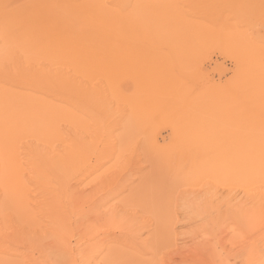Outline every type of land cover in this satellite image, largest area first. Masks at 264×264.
I'll return each instance as SVG.
<instances>
[{"label": "rangeland", "instance_id": "1", "mask_svg": "<svg viewBox=\"0 0 264 264\" xmlns=\"http://www.w3.org/2000/svg\"><path fill=\"white\" fill-rule=\"evenodd\" d=\"M84 1L0 0V264H264V0Z\"/></svg>", "mask_w": 264, "mask_h": 264}, {"label": "bare ground", "instance_id": "2", "mask_svg": "<svg viewBox=\"0 0 264 264\" xmlns=\"http://www.w3.org/2000/svg\"><path fill=\"white\" fill-rule=\"evenodd\" d=\"M97 0H87V1H84L83 2V4H81L82 6L84 5V6H86V8L88 9V8H93V10H94V13H95V15H94V23H93V27H94V34H95V41L99 44H101V43H103V44H110V42H112L114 39H116L115 37H116V35L117 34H115V32H114V28H113V26H112V21H111V16H110V14H111V10H113V9H110V8H113V7H110V5H109V7H107L106 5H108V4H104L103 3V1H106V0H102V2H99V3H103L105 6H103L104 8L103 9H100V7L99 6H101V4H98L97 2H96ZM100 1V0H99ZM108 2V1H107ZM99 6H98V5ZM101 6V7H102ZM115 9V8H114ZM116 13V12H115ZM68 18V17H67ZM117 25V24H116ZM67 28H68V31H74L76 28H77V22L75 21V20H73V19H69L68 21H67ZM115 28H117V26L115 27ZM114 43V41L112 42V44ZM16 74H18V73H16ZM7 75V74H6ZM18 76H19V78L21 79V80H23V82L25 81V82H27V84H31V83H36L37 85H40V84H42V85H44L45 86V88H48V87H51V89L53 90H51V92H57L58 90H61V91H63V93H64V91H65V93H66V90H67V88H69V86H70V84L72 83L71 81V78H72V76H71V78H69L68 77V75L66 74V73H64V72H58V73H54V72H50V73H19L18 74ZM22 82V83H23ZM29 82V83H28ZM26 84V85H27ZM81 84V83H80ZM1 85H2V83H1ZM0 85V97H3V98H8V95H11V94H13L14 95V93L16 92V91H14V88H12L13 90H10V88L8 89H4L3 88V86H1ZM22 85H24V84H22ZM22 85H20V86H22ZM41 85V86H42ZM71 85H73V83L71 84ZM6 86V85H5ZM25 86V85H24ZM32 86V85H31ZM48 86V87H47ZM8 87V86H7ZM24 88V87H23ZM53 88H56V89H58L57 91L55 90V89H53ZM33 88H31V90H32ZM36 89H39V88H36ZM43 89H44V87H42V89L40 90V91H38V92H44L43 91ZM69 89H72V88H69ZM81 89V88H80ZM82 89H83V87H82ZM27 90V89H26ZM35 90V89H34ZM45 90V89H44ZM47 90V89H46ZM46 90H45V92H46ZM74 90L76 91V88H74ZM73 89H72V91H74ZM12 91H14V92H12ZM19 91V90H18ZM28 91V90H27ZM49 91V90H48ZM60 91V92H61ZM29 92V91H28ZM33 92V91H32ZM59 92V93H60ZM69 92H71V90H69ZM76 92H79V90H77ZM80 92H82V91H80ZM30 93V92H29ZM68 93V92H67ZM25 99L26 100H28V98H24V99H18V100H22V101H25ZM29 99H30V97H29ZM32 100V99H31ZM32 101H34V100H32ZM2 102V101H1ZM34 103V102H33ZM37 104V103H36ZM38 105V104H37ZM34 152L36 151V150H33ZM32 152V151H31ZM37 152V151H36ZM238 208V207H237ZM86 250V249H85ZM89 251V250H88ZM87 251V252H88ZM70 252V251H69ZM72 252V251H71ZM84 252V254H85V251H83ZM81 253V252H80ZM70 254V253H69ZM72 254V253H71ZM89 254H90V252H89ZM226 254V253H225ZM82 255H83V253H82ZM223 255V257L225 256L224 254H222ZM89 256V255H88ZM229 256H231V255H229L228 254V257ZM86 256H84V258H85ZM90 257H92V259L94 258L93 256H90ZM220 257H222V256H220ZM219 257V258H220ZM226 257H227V254H226ZM227 257V258H228ZM88 258V257H87ZM91 259V258H90ZM90 259L89 260H87L85 263L87 264H89V261H90ZM92 259H91V261H92ZM85 260H86V258H85ZM219 260V259H218ZM91 261H90V263H91Z\"/></svg>", "mask_w": 264, "mask_h": 264}]
</instances>
